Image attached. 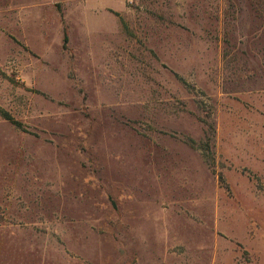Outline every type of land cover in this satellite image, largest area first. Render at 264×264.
<instances>
[{
	"label": "rangeland",
	"instance_id": "rangeland-1",
	"mask_svg": "<svg viewBox=\"0 0 264 264\" xmlns=\"http://www.w3.org/2000/svg\"><path fill=\"white\" fill-rule=\"evenodd\" d=\"M0 109V264H264L245 0H0Z\"/></svg>",
	"mask_w": 264,
	"mask_h": 264
},
{
	"label": "trees",
	"instance_id": "trees-1",
	"mask_svg": "<svg viewBox=\"0 0 264 264\" xmlns=\"http://www.w3.org/2000/svg\"><path fill=\"white\" fill-rule=\"evenodd\" d=\"M245 2L255 16H257L259 19H264V0H245ZM63 42L64 44L67 42V35L65 31L63 36ZM0 116L5 120L10 121V117H8L5 112L1 111V109ZM204 156L207 157L208 155Z\"/></svg>",
	"mask_w": 264,
	"mask_h": 264
}]
</instances>
